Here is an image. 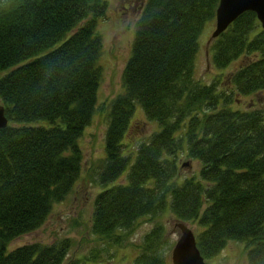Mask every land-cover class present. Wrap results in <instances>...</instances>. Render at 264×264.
Listing matches in <instances>:
<instances>
[{
	"label": "trees",
	"instance_id": "obj_1",
	"mask_svg": "<svg viewBox=\"0 0 264 264\" xmlns=\"http://www.w3.org/2000/svg\"><path fill=\"white\" fill-rule=\"evenodd\" d=\"M218 2L144 0L122 88L101 106L97 28L108 0H0V102L9 119L0 127V264H97L140 217L165 211L195 224L206 259L232 238L243 242L247 264H264V105L237 103L264 90V27L253 10L241 12L208 44L213 68L240 63L202 78L199 36ZM99 110L106 128L91 176L100 189L90 229L104 246L68 258L73 239L61 236L7 250L74 188L83 170L79 140ZM138 111L155 127L128 145ZM181 154L198 159L197 174L181 173ZM171 243L156 221L134 264H170Z\"/></svg>",
	"mask_w": 264,
	"mask_h": 264
},
{
	"label": "rangeland",
	"instance_id": "obj_2",
	"mask_svg": "<svg viewBox=\"0 0 264 264\" xmlns=\"http://www.w3.org/2000/svg\"><path fill=\"white\" fill-rule=\"evenodd\" d=\"M143 2L144 0H108L106 17L98 21L97 30L103 35L104 41L101 56L103 76L97 95L98 103L101 106L122 88V70L130 53L134 23ZM214 26L215 19L208 20L199 36L200 50L196 60V73L204 79L234 69L240 63V58L236 59L222 70H217L211 66L209 56L206 57L205 49H208L209 42L207 43V40ZM237 103L240 106H250L252 103L264 105V90L244 95L243 98L237 100ZM144 121L143 113L138 111L125 137L128 145L135 146L143 138V135L155 127L153 123H145ZM144 124L145 127L142 128ZM105 128L104 110H99L92 122L85 127L79 140L83 154V170L74 188L65 198L54 203L51 212L38 228L11 239L7 245V250L33 241L51 242L61 236H69L73 239V246L68 252V258L87 253L92 247L104 246L103 241L91 231L90 218L93 198L100 189V186L91 176L95 175V168L99 163L98 157L104 153ZM179 163L182 174H197L200 168L198 159L189 158L184 154H181ZM159 220L165 224L172 246L178 236L175 225L178 219L169 211L156 215V217L142 216L126 240L121 245H111L108 250H104L97 264H134V257L138 253L137 244L143 234ZM187 223L193 229L195 228L194 223ZM171 246L168 249V258H170ZM206 261L214 264H247L245 246L242 241L228 239L222 249L212 258H207Z\"/></svg>",
	"mask_w": 264,
	"mask_h": 264
},
{
	"label": "water",
	"instance_id": "obj_3",
	"mask_svg": "<svg viewBox=\"0 0 264 264\" xmlns=\"http://www.w3.org/2000/svg\"><path fill=\"white\" fill-rule=\"evenodd\" d=\"M253 10L262 27H264V0H219L215 10V26L207 40L223 31L228 24L244 10ZM206 57L208 49H205ZM4 105L0 102V127L6 126L9 119L5 115ZM175 225L178 236L174 241L170 258L172 264H206L205 257L197 246L193 229L183 220H177Z\"/></svg>",
	"mask_w": 264,
	"mask_h": 264
}]
</instances>
